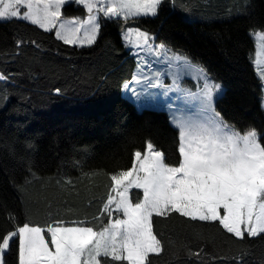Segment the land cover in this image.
Masks as SVG:
<instances>
[{
	"label": "snow or ice",
	"instance_id": "6c2138e0",
	"mask_svg": "<svg viewBox=\"0 0 264 264\" xmlns=\"http://www.w3.org/2000/svg\"><path fill=\"white\" fill-rule=\"evenodd\" d=\"M167 7L191 13L197 5L194 0H0V25L14 33L13 46L0 49V108L7 111L15 95L18 73L10 66L26 48L92 47L115 26L140 57V78L133 77L139 89L131 88L135 101L142 109L164 105L173 133L168 145L146 137L126 166L91 167L83 149L84 157L62 159L56 174L48 176L46 162L21 156L20 173L11 176L15 207L0 201V264H251L254 250L264 248V124L235 120L221 107L220 82L140 27L141 20L158 19ZM250 8L241 3L228 13L246 14ZM248 35L264 111V22L251 25ZM153 61L167 71L150 68ZM189 80L191 87H185ZM52 94L63 95V89L55 87ZM33 148L27 142L26 149ZM101 175L107 181L103 193L97 196L90 188L86 199V207L94 209L90 216L66 200L65 214L59 208L53 213L49 185L79 195L85 181ZM36 185L38 192L32 191ZM34 196L42 199L34 202ZM34 203L47 207L44 223L32 219ZM173 221L181 226L173 229L176 238L166 231Z\"/></svg>",
	"mask_w": 264,
	"mask_h": 264
},
{
	"label": "trees",
	"instance_id": "16d2710c",
	"mask_svg": "<svg viewBox=\"0 0 264 264\" xmlns=\"http://www.w3.org/2000/svg\"><path fill=\"white\" fill-rule=\"evenodd\" d=\"M179 3L180 0H177ZM187 2V0H185ZM197 7L191 13L172 10L160 13L158 19H144L147 29L202 65L211 77L222 83L225 94L223 107L235 120L264 124L260 108V80L251 63V25L264 22V0H194ZM251 4L246 14L231 15L228 9L238 4ZM73 12L74 9H69ZM31 35L30 28L26 30ZM13 30L0 25V49L14 44ZM157 42H160L159 40ZM137 60L122 41L119 30L110 26L102 40L92 47L63 46L59 51L48 43L42 49L28 47L11 70L18 73L15 95L0 108V175L12 187L11 176L19 175L20 157L29 153L49 165L44 175L56 174L57 164L63 160L80 159L87 149L91 167L126 166L130 154L141 147L146 137L158 143H171L172 129L168 112L159 107L140 108L122 95V87L133 75ZM4 58L0 57V67ZM55 87L63 95L52 94ZM27 142L34 148L26 149ZM76 151H73V150ZM106 179L101 175L85 181L79 195L60 192L49 185L47 196L56 209L65 214L64 201L81 213L90 216L94 209L86 207L92 193H103ZM99 185V188H94ZM36 185L32 191H39ZM42 197L34 196L39 201ZM32 219L44 223L49 219L47 207L34 203ZM178 221L168 222L166 231L180 228ZM207 236L212 234L206 233ZM264 248L257 247L250 257L251 264H259Z\"/></svg>",
	"mask_w": 264,
	"mask_h": 264
},
{
	"label": "rangeland",
	"instance_id": "374dc122",
	"mask_svg": "<svg viewBox=\"0 0 264 264\" xmlns=\"http://www.w3.org/2000/svg\"><path fill=\"white\" fill-rule=\"evenodd\" d=\"M125 43V42H124ZM159 43V42H157ZM126 46L133 52V54L136 56V60H137V63H136V66H135V70H134V75L133 77H136L137 79H139V75H138V68L139 67H142L140 65H138V61L140 59V57H138L136 55V52H137V49L134 47V46H131L127 43H125ZM169 47V46H168ZM170 48V47H169ZM171 49V48H170ZM173 52L179 54V55H183V56H186L185 54L181 53V52H178V51H175L173 49H171ZM188 57V56H187ZM189 58V57H188ZM190 60V59H189ZM194 63V62H193ZM194 64H197V63H194ZM200 65V64H199ZM257 72V71H256ZM133 77L129 80V81H126L125 83H128L129 84V88L128 89H125L124 86L122 87V95L127 97V98H130L131 100H134L135 101V98L133 97L132 93H131V88L132 87H137V89H139V86L136 85L133 81ZM191 80L187 81L185 83V87H191V83L192 81L190 82ZM217 81V80H216ZM166 83L168 81H165ZM219 82V81H218ZM124 83V84H125ZM221 83V82H220ZM123 84V85H124ZM222 84V83H221ZM136 102V101H135ZM137 103V102H136ZM156 107H159V108H163L165 109L167 112H168V109L164 106V105H159V106H156ZM169 114V113H168ZM0 201H4L6 202L10 207H15V201H16V197L11 189V186L10 184L8 183V181L2 176L0 175ZM4 226V221H3V217L0 216V228H2Z\"/></svg>",
	"mask_w": 264,
	"mask_h": 264
},
{
	"label": "crops",
	"instance_id": "0c3cea01",
	"mask_svg": "<svg viewBox=\"0 0 264 264\" xmlns=\"http://www.w3.org/2000/svg\"><path fill=\"white\" fill-rule=\"evenodd\" d=\"M155 70H159V68L157 67ZM161 71V70H160Z\"/></svg>",
	"mask_w": 264,
	"mask_h": 264
}]
</instances>
